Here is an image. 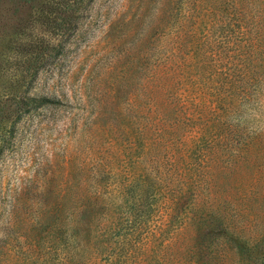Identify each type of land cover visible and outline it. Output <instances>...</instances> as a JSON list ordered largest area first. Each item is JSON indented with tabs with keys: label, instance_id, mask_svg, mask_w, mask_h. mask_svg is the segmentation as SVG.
Wrapping results in <instances>:
<instances>
[{
	"label": "rangeland",
	"instance_id": "obj_1",
	"mask_svg": "<svg viewBox=\"0 0 264 264\" xmlns=\"http://www.w3.org/2000/svg\"><path fill=\"white\" fill-rule=\"evenodd\" d=\"M144 1L93 0L32 78L31 94L58 103L32 106L0 140V264H74L75 180L87 178L94 192L95 230L125 210L117 213L115 188L134 171L160 178L161 190L144 218L132 223L124 214L137 241L150 246L135 250L130 264H163L160 254L169 264H264V0L214 1L208 15L206 0ZM40 2L0 0V32ZM163 46L174 54L173 79L154 91L144 84L152 63L141 65L140 52ZM191 49L193 66L182 60ZM148 97L164 126L177 125L167 127L172 138L212 140L202 169L190 167L197 154L190 142L150 158L127 145L134 132L121 128L137 130ZM172 154L184 157L176 174ZM196 180L206 183L202 189L184 188ZM160 229L169 243L162 250L154 235ZM233 235L254 250L235 254L222 239Z\"/></svg>",
	"mask_w": 264,
	"mask_h": 264
},
{
	"label": "trees",
	"instance_id": "obj_2",
	"mask_svg": "<svg viewBox=\"0 0 264 264\" xmlns=\"http://www.w3.org/2000/svg\"><path fill=\"white\" fill-rule=\"evenodd\" d=\"M11 1L19 4L29 3L31 5L33 0ZM214 1L219 0H206L207 15L212 14V11L215 10V6L212 5ZM229 1L231 2L232 0ZM92 2L93 0H41L40 4L33 9L31 15L23 21L16 22L8 34L0 32V140H4L6 134L20 117L30 112L32 106L38 103H58V100L52 101L47 97H37L31 94L29 92L32 87L31 80L38 73L39 67L43 63L48 62V58L57 51L60 52V44L68 36L66 33L71 28H76L77 23ZM185 7L187 10H191V6ZM198 16L200 15L198 14L194 18L196 27L199 24L197 21ZM142 19L143 17H140V20ZM182 23L181 20L178 21L179 26ZM163 29L162 36L165 35V30L171 29L169 23L163 26ZM148 36V34L141 36L140 43L142 47L149 43ZM177 36L178 34H173L169 36V39H177ZM164 48L165 46H163V50L162 48L155 49L152 53H149L147 49L141 48L143 50L140 52L143 59L141 65L144 64L145 66L149 61L152 63L147 69L149 74L144 79V84L146 83L147 86L151 85L154 91L160 90L164 87L167 80L173 79L169 70H171V64L174 61V54L173 52L170 53L169 50L164 51ZM195 57V50L191 49L185 53L182 60L187 65L193 66ZM9 63L13 64V69H10ZM149 97L147 102L142 104V122L138 125L137 130H131L128 126L121 128V131L127 133V135L134 132V137L127 145L132 149H136L135 152L138 157L146 156L150 158L152 151L168 152L167 148L171 150L173 145L179 148H181L179 145H182L185 150V142H190L191 145L187 146V149L197 153L190 167L197 171L202 169L206 165L205 163L208 162L206 153L210 150L209 144L212 140L205 141L202 135H195L194 140L187 141L186 134L179 139L172 138L167 127H170L173 132L177 125L171 123L169 126H164L161 122V117L157 118L154 115L155 109H158V103ZM172 155L173 158L172 156H170L171 159L170 157L168 158L175 166L174 171L176 174L177 170H180L178 165L184 163V157L180 154ZM131 175V178L126 183L117 185L115 188L117 196L122 200L121 204H117V213L123 204L125 210L121 211L113 222L103 227L102 225L95 226L97 227L95 230H92L90 226L91 217H89L92 216L91 195L93 192L90 190V183H87V178L75 180L74 264H130V255L135 250L138 249L143 252L150 250L148 242L137 241V230L130 227L127 228L123 220L126 215L127 221L132 223L137 218H144L147 211H149V200H153L156 191L161 190L159 186L160 178H145L144 176H139V173L135 171ZM175 181L176 179L174 183ZM205 184L198 180L195 182L185 181L186 186L184 188L191 187V191H193L195 188L202 189L201 185ZM199 203H194V199H192L190 204L197 206ZM162 234L161 229L154 232L156 238H160L159 247L155 243V246L160 250L168 248L169 245V243H165ZM154 235L153 237L155 238ZM222 239L236 249L237 252L235 251V254L237 255L238 253L244 254L254 250L246 240L239 242L238 236H225ZM160 240L162 241L160 242ZM169 258H165V254H160L157 261L169 264ZM260 258H264V251L260 254ZM36 264L43 263L38 261Z\"/></svg>",
	"mask_w": 264,
	"mask_h": 264
}]
</instances>
